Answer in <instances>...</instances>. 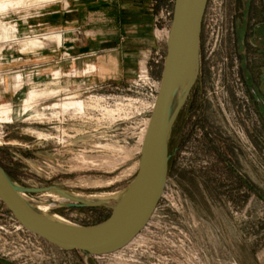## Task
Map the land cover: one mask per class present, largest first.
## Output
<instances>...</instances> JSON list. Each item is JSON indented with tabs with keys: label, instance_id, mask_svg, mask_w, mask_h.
I'll return each instance as SVG.
<instances>
[{
	"label": "rangeland",
	"instance_id": "obj_1",
	"mask_svg": "<svg viewBox=\"0 0 264 264\" xmlns=\"http://www.w3.org/2000/svg\"><path fill=\"white\" fill-rule=\"evenodd\" d=\"M78 1L16 0L0 12V166L28 200L51 207L38 213L93 226L113 208L83 200L122 198L138 172L175 0H149L153 31L116 30L111 0L93 3L80 34L61 30L79 18ZM263 22L264 0L208 1L197 77L170 133L167 184L131 244L90 256L43 241L39 253L0 200V264H264ZM87 33L101 52L79 60L62 46L73 35L89 45Z\"/></svg>",
	"mask_w": 264,
	"mask_h": 264
},
{
	"label": "water",
	"instance_id": "obj_2",
	"mask_svg": "<svg viewBox=\"0 0 264 264\" xmlns=\"http://www.w3.org/2000/svg\"><path fill=\"white\" fill-rule=\"evenodd\" d=\"M208 1H174L161 84L142 144L138 172L107 220L93 226L65 225L38 213L23 200L0 166V200L25 230L63 251L105 256L126 248L146 228L167 184L172 126L197 77ZM182 86L185 93L174 110Z\"/></svg>",
	"mask_w": 264,
	"mask_h": 264
},
{
	"label": "crops",
	"instance_id": "obj_3",
	"mask_svg": "<svg viewBox=\"0 0 264 264\" xmlns=\"http://www.w3.org/2000/svg\"><path fill=\"white\" fill-rule=\"evenodd\" d=\"M98 2H100V0H94V2H88L85 0H80L78 1V4H76L75 10L73 11V13H78L79 14V18H77V20H75V17H73V20L71 22H67L64 26V24L59 27L61 30H65L67 29V32H69L70 30L67 28V26H72L71 32L73 34L79 33L81 32V30H83V28L85 29V27L88 26V23H86L85 20V13H89L88 11H90L92 9V5L93 3L97 4ZM112 4H113V8L112 9V13L109 14V18L108 20H110V23H112V25L115 26L116 30H119L120 32H122V30H125L126 33V28L128 27H135V29L140 30V31H144V28L148 31H153V26H152V21H153V10L151 9V5L149 3V0H111ZM174 8V5H173ZM130 10H134L136 13L135 16V20H131L128 16V12H131ZM80 14H83V18L80 17ZM173 16V14H172ZM150 20V21H146V19ZM145 20V22L143 21ZM172 22V19H171ZM171 25V23H170ZM58 28V29H59ZM170 30V27H169ZM106 34H103V38L106 39ZM65 36V35H64ZM76 35L72 36V41H69V38H64L62 40V46L64 42H70V45H72V52L75 55H78L79 60L84 57V56H89V55H94L96 53V51L101 52V50L99 48L93 49L92 47H90V37L91 34L87 33L85 35V38H87V43L89 45L86 44H82V42L79 41V44L76 43V38L74 37ZM57 40H59V37H57ZM106 42V40L104 41ZM99 47V46H98ZM104 53H106V48L103 50ZM105 56H102L101 58L98 59V66L99 68L102 67V65H100L101 60H103V62L106 60ZM61 73H63V70H60Z\"/></svg>",
	"mask_w": 264,
	"mask_h": 264
},
{
	"label": "bare ground",
	"instance_id": "obj_4",
	"mask_svg": "<svg viewBox=\"0 0 264 264\" xmlns=\"http://www.w3.org/2000/svg\"><path fill=\"white\" fill-rule=\"evenodd\" d=\"M16 0H0V12H3V11H7L8 8H6L4 5L6 3H10V4H13ZM18 1V5H23L24 3V0H17ZM39 3H42V2H51L53 0H37ZM9 34V30H5V34L4 36H7ZM33 44H36L35 42H31V43H27V45H33ZM184 88V86L181 87V89ZM154 108V105L152 107V109ZM109 115L111 114H114V112L110 111V112H107ZM150 122V120H149ZM149 126V124H148ZM148 128V127H147ZM147 133V131H146ZM146 136V134H145ZM145 139V137H144ZM144 142V140H143ZM51 193H55V192H51ZM50 193V194H51ZM60 194V193H59ZM62 194V193H61ZM64 195V194H62ZM21 197L23 198V200L30 206V207H37L38 209H40L44 214H46L49 209L51 208L50 206H47V205H42V204H37L35 202H32L30 200H28L22 193H21ZM65 199V198H64ZM67 199L71 200L72 198H69L67 197ZM66 199V201H67ZM73 200V199H72ZM81 200V199H80ZM121 198H117V197H111V196H89L88 198H86L85 200H83V202L85 203H88V204H98V205H104V206H110L111 208H115L117 207V205L119 204ZM64 203V202H63ZM54 221L56 222H59L61 224H65V225H72L71 223L69 222H66L64 221L63 219H59V218H52Z\"/></svg>",
	"mask_w": 264,
	"mask_h": 264
},
{
	"label": "built area",
	"instance_id": "obj_5",
	"mask_svg": "<svg viewBox=\"0 0 264 264\" xmlns=\"http://www.w3.org/2000/svg\"><path fill=\"white\" fill-rule=\"evenodd\" d=\"M174 1V0H173ZM173 13L170 14V16H172ZM156 101V100H155ZM155 104V103H154ZM153 107V106H152ZM11 220L13 222V227L16 231H19L21 233H23L24 235V242L27 245H31L32 247H34V249L41 253L43 251V239L39 238L38 236L30 233L29 231L25 230L19 223L18 221L15 219V217L12 215L11 216ZM46 242V241H44Z\"/></svg>",
	"mask_w": 264,
	"mask_h": 264
},
{
	"label": "clouds",
	"instance_id": "obj_6",
	"mask_svg": "<svg viewBox=\"0 0 264 264\" xmlns=\"http://www.w3.org/2000/svg\"><path fill=\"white\" fill-rule=\"evenodd\" d=\"M4 6L10 10H14V8H15V6L13 4H10V3H6Z\"/></svg>",
	"mask_w": 264,
	"mask_h": 264
},
{
	"label": "flooded vegetation",
	"instance_id": "obj_7",
	"mask_svg": "<svg viewBox=\"0 0 264 264\" xmlns=\"http://www.w3.org/2000/svg\"><path fill=\"white\" fill-rule=\"evenodd\" d=\"M263 25H264V22H263Z\"/></svg>",
	"mask_w": 264,
	"mask_h": 264
}]
</instances>
